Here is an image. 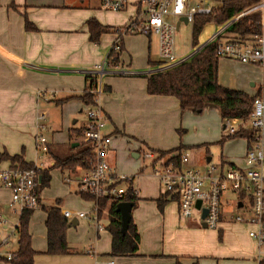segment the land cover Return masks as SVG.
I'll list each match as a JSON object with an SVG mask.
<instances>
[{
  "label": "crops",
  "instance_id": "crops-1",
  "mask_svg": "<svg viewBox=\"0 0 264 264\" xmlns=\"http://www.w3.org/2000/svg\"><path fill=\"white\" fill-rule=\"evenodd\" d=\"M137 2L130 3L124 11L113 12L102 9L100 0H0V171L17 164L7 155H23L26 163L41 166L50 175L49 182L40 191V204L29 222L32 248L36 253L34 264H97L112 258L114 264H260L264 259V247L249 235V226L232 219L233 213L250 214L252 200L249 197L232 191L237 196L235 199L226 193L222 200L220 227L205 228L200 224L199 213L191 220L182 221L178 201H170L163 211L160 210L156 200L164 192L163 183L155 174L143 173V168L138 187L134 185V177L131 180L138 192V203L132 210L141 236L138 255H109L112 234L107 228L110 223L107 211L100 214L103 230L79 219L77 225L67 230L70 252H48L47 219L51 210L57 207L61 212L63 209L84 211V207L94 206L91 199H85L78 192L76 181H66L68 176L83 175L88 168L77 166L70 169L57 165L58 158H67L91 147L82 139L88 123V105L81 96L96 79L95 68L119 39V35L111 31L104 33L98 42H93L87 21L96 18L103 25L122 28L138 13ZM112 14L113 20L121 18L118 23L105 20ZM27 20L35 29L26 28ZM127 36H123L120 62L116 66L108 65L101 97L106 117L104 131L112 137L108 160L117 173L120 165L133 167L129 154L138 159L147 152V147L166 151L162 147L176 142L175 132L181 135L187 131L181 127L185 116L196 113L191 109L183 111L174 96L148 93L147 77L151 74L147 72L150 69L141 72L132 69ZM152 36L148 35V38L151 40ZM148 61L155 62L151 57ZM236 65L242 68L240 75L235 73ZM254 67L257 66L221 58L219 81L224 86L249 93L248 83L255 88V94L258 87L247 78ZM40 111L48 113L47 132L51 129L54 133L58 131L56 127H60L65 118H77L72 120L65 138L49 141L45 131L42 134L46 141L39 143ZM223 128L226 129L225 123ZM169 135L170 140H166ZM223 137L222 133L220 141ZM244 139L247 144L243 156L236 160L222 157L214 165L223 170L230 166L246 167L248 141ZM150 145L159 147L156 149ZM183 147L187 149L186 145ZM37 154L42 156L37 158ZM189 159V164L197 165L192 158ZM212 160L207 158L209 164ZM262 171L264 173V167ZM147 176L154 181L152 185L143 182ZM129 184L123 183L122 186L128 187ZM11 201V190L0 183V215L6 221L0 230V264H11L8 255L18 248L16 226L20 213L16 217L19 211ZM15 218L16 225H13ZM14 235L16 246L13 248ZM5 239L9 243H5Z\"/></svg>",
  "mask_w": 264,
  "mask_h": 264
},
{
  "label": "built area",
  "instance_id": "built-area-1",
  "mask_svg": "<svg viewBox=\"0 0 264 264\" xmlns=\"http://www.w3.org/2000/svg\"><path fill=\"white\" fill-rule=\"evenodd\" d=\"M191 0H140L141 11L137 13L128 25L122 27L124 33L156 35L158 38V53L160 64L152 67L148 75L173 68L188 60L194 54L200 52L208 44L218 41L217 55L220 58H229L242 64L257 66L261 69L263 82L257 85L259 95L255 98L254 107L247 120L241 118H226L224 120L229 135L240 130H251L252 138L246 151V167L230 166L226 170L209 164L204 170L189 164L187 154L182 156V168L175 164H167L166 158L159 159L153 166L154 174L161 180L164 192H180L179 209L181 220H191L198 212L200 224L206 223L207 228L218 229L222 219V200L226 192L234 191L244 194L252 200L250 214H232V219L250 227L249 235L260 247H264V24L262 34L253 40L230 39L227 34L229 27L242 16L260 9L263 11L264 0L257 6L247 9L234 16L222 25L208 24L199 36L198 44L194 45L192 53L180 57L177 54L176 34L179 27L177 22L181 16L188 17V23H192L196 14H210L212 7H195ZM101 7L107 11L121 12L127 9L129 0H100ZM207 2V0L205 1ZM174 18V21L171 19ZM118 39L112 48L119 49ZM110 54V53H109ZM109 55L94 70L96 99L94 104L87 107L86 115L88 123L83 129L82 139L91 146L92 160L90 167L83 175L66 177V181L74 180L78 183V192L81 195H89L94 203V211H73L63 209L62 214L67 219L77 217L94 224L99 230L104 229L100 222L99 200L110 197L119 202L125 197L128 187L123 183L131 184L133 177L122 175L113 171L108 160L112 137L105 133L106 117L101 105V97L104 93L103 77L108 71ZM39 143H44L46 137L42 134L48 129L47 111L38 114ZM250 122V128L248 123ZM145 156L156 158L153 152H146ZM42 167L34 165L31 168H9L0 171V183L11 190V205L16 206L21 214L24 210H35L40 204L39 186L42 183ZM208 185V188H205ZM135 190V194L137 195ZM201 199V206L196 202ZM207 214L203 218V209ZM0 215V230L5 223ZM9 243L8 239L4 240ZM13 258V253L8 259ZM114 258L97 264H114Z\"/></svg>",
  "mask_w": 264,
  "mask_h": 264
},
{
  "label": "trees",
  "instance_id": "trees-1",
  "mask_svg": "<svg viewBox=\"0 0 264 264\" xmlns=\"http://www.w3.org/2000/svg\"><path fill=\"white\" fill-rule=\"evenodd\" d=\"M220 2L219 7L212 9L210 14H196L192 22L193 29V45L198 44L199 36L208 24L222 25L241 12L259 5L262 0H217ZM138 13L141 11V2L138 0ZM90 39L98 42L100 37L107 32L115 31L119 35V49L112 48L109 54V63L116 66L120 62V56L123 52L122 40L123 36L130 33H124L122 28H113L101 24L96 18L87 21ZM26 28L35 29L33 23L26 21ZM263 31V11L254 10L233 23L227 34L230 39L253 40L256 36L262 34ZM218 41L208 44L200 52L191 56L188 60L173 68L163 70L148 76L147 91L151 95L174 96L179 100L180 108L184 111L191 109L196 113L203 111L207 104H214L219 107L223 122L226 118H241L247 120L254 107L255 98L259 95V91L255 94H249L246 91L224 86L219 81V61L217 55ZM160 63V60L159 62ZM153 64V63H152ZM95 80L86 89L81 96L83 102L87 105L94 104L96 94L94 93ZM183 130H181V133ZM251 130H240L233 135L223 137L221 142L228 138H246L249 141L252 138ZM185 147L180 145L172 151H157L156 158L153 159V166L159 159L173 154L168 158L167 164H175L182 168V156ZM154 151V150H153ZM14 163L15 168L27 169L34 165L26 163L23 155L10 156L7 155ZM91 147L77 154H72L67 158H58L57 165L75 169L77 166L84 168L90 167L92 160ZM42 183L39 186V192L49 182L50 175L48 170H42ZM244 195V194H242ZM85 199L90 200L89 195H82ZM180 192L166 191L162 192L156 200L160 210H164L165 205L170 201H179ZM124 201H133L134 208L138 203V196L131 184ZM100 214L104 211L108 212L110 223L108 230L112 234V248L110 256H135L138 255L141 243V236L136 223L132 217L129 228L125 235L121 232V214L117 212L116 207L119 203L110 197L99 200ZM34 210H24L20 214L16 232L18 235V248L13 253V258L9 260L11 264H34L35 251L32 248L31 233L29 231V222ZM68 219L64 217L61 210L57 207L53 208L47 219L48 227V252L50 254H66L70 252V246L67 241ZM180 264V263H178ZM197 264V263H195ZM260 264H264V259Z\"/></svg>",
  "mask_w": 264,
  "mask_h": 264
},
{
  "label": "rangeland",
  "instance_id": "rangeland-1",
  "mask_svg": "<svg viewBox=\"0 0 264 264\" xmlns=\"http://www.w3.org/2000/svg\"><path fill=\"white\" fill-rule=\"evenodd\" d=\"M135 1L138 0H129L130 3H135ZM191 0L190 3L192 6L195 7H219L221 4L217 0ZM263 1V0H262ZM114 14L107 15V18L105 20L114 23L119 22L115 19L113 20ZM171 19L174 21V18L171 17ZM108 25H111L112 23H106ZM264 24V19H263ZM117 26V27H121ZM125 26V25H124ZM122 26V27H124ZM150 40L148 38V35L145 34H128L126 44L129 43L130 50L128 51L131 55V64L132 69L134 71H145L152 67H157L160 63V57L158 53V38L156 35H153ZM101 39V37H100ZM176 43H177V54L182 57L186 56L195 49L194 43H193V29H192V23H183L178 30L176 34ZM128 46V45H127ZM128 55V56H130ZM151 57L152 61L155 60V62L149 63V58ZM236 75L241 74L242 68L238 65L234 67ZM249 81L255 82L256 85H260L263 82V75L261 72V69L259 67H254L253 70L248 72ZM248 81V82H249ZM247 91L251 94H254L255 88L252 87L250 84L247 83ZM83 117L82 114H79ZM81 116L79 118L81 119ZM74 118H65L63 121L60 122L59 126L56 127L59 130L52 132L53 130H49L48 132H45V135L49 141L52 140H60L62 138H65L68 135L69 128L72 125V120ZM48 125V123H47ZM224 122L222 121L221 113L219 110V107L214 104H207L203 111L200 113H192L187 114L184 118V122L182 123L181 127L187 130L183 134L180 135V133H176V142L173 144H166L163 149L166 151H171L175 146L177 145H186L187 149L184 150V153H187L190 158H192L195 162L196 167L200 168L201 170L205 169L207 162V158L211 157L213 160L210 162L211 164L217 163V161L222 157H230L233 160L238 159L239 157L243 156L246 150V140L241 137H237L234 139H226L225 142H221L220 138L223 133V135L226 136V138L229 135V132L227 129L223 128ZM250 122L248 123V127L250 128ZM54 134V135H53ZM171 136H166V140H170ZM169 143V142H168ZM152 148H156L158 145H150ZM159 147V146H158ZM161 147V146H160ZM158 149V148H156ZM153 152L155 155H157V150L150 149L147 147V153ZM144 152L141 156V158H134L132 154H129L131 159L133 160V164L130 166H123L120 165L117 169V171L122 175H127L134 177V185L138 187L140 182V170L143 168V173H147V175L154 176V168L152 161L153 159L150 157H146ZM35 156L36 154H32ZM171 155L166 156L169 158ZM38 156H42V154H37ZM209 164V163H208ZM126 167H130V169H126ZM151 178L147 176V180H143V182L151 183V185L154 183V181L150 180ZM136 189V188H135ZM227 194H232L233 198L237 199V196L234 192L229 191L226 192ZM225 193V194H226ZM224 194V195H225ZM91 205V206H90ZM87 207H84V211L86 210H93L92 204H90ZM89 207V208H88ZM19 214V212L16 214ZM198 214V212H197ZM198 217V215H197ZM7 219V218H6ZM15 221H12L13 225H16L17 218H15ZM9 220V219H8ZM10 221V220H9ZM11 222V221H10ZM102 222H106L103 220ZM16 236L14 235L12 238V247L14 248L16 246V241L14 240Z\"/></svg>",
  "mask_w": 264,
  "mask_h": 264
},
{
  "label": "water",
  "instance_id": "water-1",
  "mask_svg": "<svg viewBox=\"0 0 264 264\" xmlns=\"http://www.w3.org/2000/svg\"><path fill=\"white\" fill-rule=\"evenodd\" d=\"M181 21L188 23V17L187 16H181L177 22L178 27H179ZM208 161H210V158L208 159ZM201 203H202V200L199 199L196 202V206L197 207L201 206ZM134 206H135V203L133 201H121L117 204L116 210H117V212H119L121 214V232L123 235L126 234L128 228H129V224H130V221L132 219V210H133ZM207 212L208 211L206 208L203 209V212H202L203 218L206 216ZM78 223H79V219L76 217L68 223V227H72L74 225H77ZM203 227L207 228L206 223H203Z\"/></svg>",
  "mask_w": 264,
  "mask_h": 264
}]
</instances>
